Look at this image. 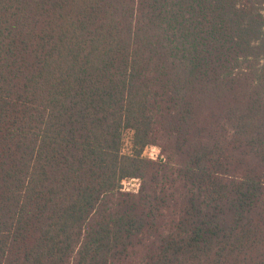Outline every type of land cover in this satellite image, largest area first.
I'll return each instance as SVG.
<instances>
[{
  "label": "trees",
  "instance_id": "16d2710c",
  "mask_svg": "<svg viewBox=\"0 0 264 264\" xmlns=\"http://www.w3.org/2000/svg\"><path fill=\"white\" fill-rule=\"evenodd\" d=\"M0 264H264V0H0Z\"/></svg>",
  "mask_w": 264,
  "mask_h": 264
},
{
  "label": "rangeland",
  "instance_id": "374dc122",
  "mask_svg": "<svg viewBox=\"0 0 264 264\" xmlns=\"http://www.w3.org/2000/svg\"><path fill=\"white\" fill-rule=\"evenodd\" d=\"M126 145H125V148H124V153H129L130 152V149H131V138H132V133L131 132H127L126 133ZM161 154V150L156 147V146H150L148 148H146V150L144 151V156L146 158H157L158 156H160ZM138 182L137 181H131L129 183H126L125 186H123V189H131V190H134V189H137L138 188Z\"/></svg>",
  "mask_w": 264,
  "mask_h": 264
},
{
  "label": "built area",
  "instance_id": "2783aa9c",
  "mask_svg": "<svg viewBox=\"0 0 264 264\" xmlns=\"http://www.w3.org/2000/svg\"><path fill=\"white\" fill-rule=\"evenodd\" d=\"M159 158V156L155 159V158H149V159H152V160H157ZM131 181H137L138 182V188L137 189H134V190H131V189H122L124 192H137L138 190H139V188H140V186H141V182H140V180H138V179H132V180H125L123 183H122V185L123 186H125V184L126 183H129V182H131Z\"/></svg>",
  "mask_w": 264,
  "mask_h": 264
}]
</instances>
